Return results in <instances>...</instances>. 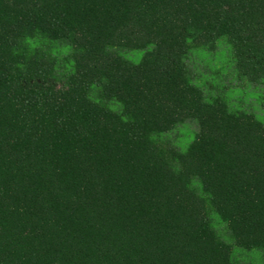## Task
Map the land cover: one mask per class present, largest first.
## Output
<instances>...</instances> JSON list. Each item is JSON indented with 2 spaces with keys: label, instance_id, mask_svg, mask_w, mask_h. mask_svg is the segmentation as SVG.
<instances>
[{
  "label": "trees",
  "instance_id": "trees-1",
  "mask_svg": "<svg viewBox=\"0 0 264 264\" xmlns=\"http://www.w3.org/2000/svg\"><path fill=\"white\" fill-rule=\"evenodd\" d=\"M0 264H264V0H0Z\"/></svg>",
  "mask_w": 264,
  "mask_h": 264
}]
</instances>
